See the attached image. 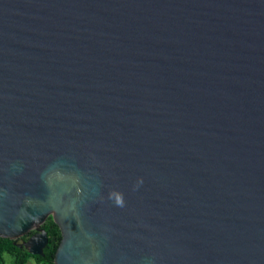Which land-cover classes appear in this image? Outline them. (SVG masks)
I'll use <instances>...</instances> for the list:
<instances>
[{
    "label": "water",
    "instance_id": "water-1",
    "mask_svg": "<svg viewBox=\"0 0 264 264\" xmlns=\"http://www.w3.org/2000/svg\"><path fill=\"white\" fill-rule=\"evenodd\" d=\"M55 264H264V0H0V236Z\"/></svg>",
    "mask_w": 264,
    "mask_h": 264
},
{
    "label": "trees",
    "instance_id": "trees-1",
    "mask_svg": "<svg viewBox=\"0 0 264 264\" xmlns=\"http://www.w3.org/2000/svg\"><path fill=\"white\" fill-rule=\"evenodd\" d=\"M48 234V243L44 248V255H35L29 253L28 249L25 247H19L17 244L21 240H27L29 236L35 232V230L30 231L26 235L19 237L17 239H11L7 237L0 236V264H5L3 254L4 252L12 253L15 256V261L11 264H25L28 257H34L38 262L46 264H55L54 257L57 247L61 241L62 234L59 225L55 222L52 215H49L48 219L43 223Z\"/></svg>",
    "mask_w": 264,
    "mask_h": 264
},
{
    "label": "rangeland",
    "instance_id": "rangeland-1",
    "mask_svg": "<svg viewBox=\"0 0 264 264\" xmlns=\"http://www.w3.org/2000/svg\"><path fill=\"white\" fill-rule=\"evenodd\" d=\"M3 258H4L5 264H11L16 259L15 256L9 252H4ZM25 264H46V263L38 262L34 257L30 256L28 257Z\"/></svg>",
    "mask_w": 264,
    "mask_h": 264
},
{
    "label": "flooded vegetation",
    "instance_id": "flooded-vegetation-1",
    "mask_svg": "<svg viewBox=\"0 0 264 264\" xmlns=\"http://www.w3.org/2000/svg\"><path fill=\"white\" fill-rule=\"evenodd\" d=\"M36 232V231H35ZM24 241V240H21V242Z\"/></svg>",
    "mask_w": 264,
    "mask_h": 264
}]
</instances>
